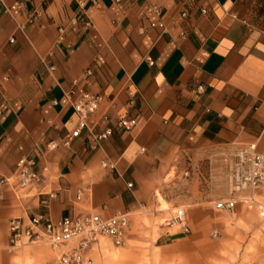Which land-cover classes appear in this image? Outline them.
I'll list each match as a JSON object with an SVG mask.
<instances>
[{
  "label": "crops",
  "instance_id": "1",
  "mask_svg": "<svg viewBox=\"0 0 264 264\" xmlns=\"http://www.w3.org/2000/svg\"><path fill=\"white\" fill-rule=\"evenodd\" d=\"M86 70L101 102L69 138L78 116L63 92ZM242 150L264 161V0H0V251L13 218L126 213L131 225L161 201L196 219L207 203L252 200L232 191ZM24 158L38 178L22 187ZM29 245L58 264L77 239Z\"/></svg>",
  "mask_w": 264,
  "mask_h": 264
},
{
  "label": "rangeland",
  "instance_id": "2",
  "mask_svg": "<svg viewBox=\"0 0 264 264\" xmlns=\"http://www.w3.org/2000/svg\"><path fill=\"white\" fill-rule=\"evenodd\" d=\"M254 187L247 189L252 200L245 202L237 194L230 211L217 210L214 203H207L202 216L195 219L186 206H180L185 211L188 232L170 226L168 220L176 207L161 201L160 208L167 210L158 217L131 220L121 245L99 236L90 254L91 264H264V183ZM166 227L169 229H162ZM165 231L170 235L159 238ZM162 242L168 244L156 246ZM30 246L6 247L0 251V264H38Z\"/></svg>",
  "mask_w": 264,
  "mask_h": 264
},
{
  "label": "built area",
  "instance_id": "3",
  "mask_svg": "<svg viewBox=\"0 0 264 264\" xmlns=\"http://www.w3.org/2000/svg\"><path fill=\"white\" fill-rule=\"evenodd\" d=\"M155 12L158 10L155 8ZM151 27L164 28L161 21L150 22ZM90 70L84 72V81L73 80L71 86L64 90V97L70 107L78 116V127L71 132L70 137H75L79 130L87 126V118L99 107L101 97L89 92L86 81ZM117 125L126 129L135 125V119L121 118ZM110 129L106 128L100 132L97 139L106 138ZM54 146V144H52ZM252 149V146L250 147ZM34 162L31 159H20L16 164V172L19 185L25 187L37 180V174L32 170ZM232 191L238 192L248 187H254L264 180V161L261 155L251 154L248 150L239 152L234 160L232 168ZM8 180L0 177V188ZM132 187L131 183L127 184ZM236 198L218 200L214 203L217 210L230 211L235 207ZM264 214V211H263ZM185 211L177 207L172 212L168 222L177 225L182 232H188L189 228L184 220ZM129 223L126 213H118L110 217H103L97 213H85L77 215H66L57 221L51 220L44 214L33 215L27 224L20 218L10 220L9 248L35 242H43L51 247L65 244L76 238L77 245L68 249L59 256L58 264H82L85 251L92 243L98 241L99 236L108 237L111 242L119 246L123 243L125 232ZM24 239L25 241H22ZM49 264V263H42Z\"/></svg>",
  "mask_w": 264,
  "mask_h": 264
}]
</instances>
